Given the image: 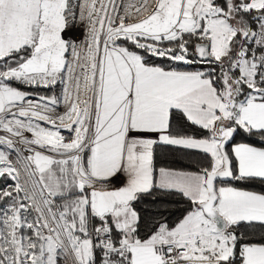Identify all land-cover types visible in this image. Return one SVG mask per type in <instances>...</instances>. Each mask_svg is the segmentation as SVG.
Masks as SVG:
<instances>
[{
    "label": "snow or ice",
    "instance_id": "snow-or-ice-1",
    "mask_svg": "<svg viewBox=\"0 0 264 264\" xmlns=\"http://www.w3.org/2000/svg\"><path fill=\"white\" fill-rule=\"evenodd\" d=\"M0 264H264V0H0Z\"/></svg>",
    "mask_w": 264,
    "mask_h": 264
}]
</instances>
